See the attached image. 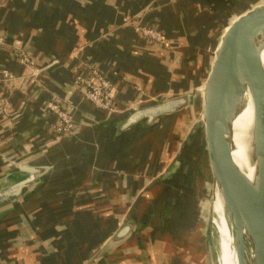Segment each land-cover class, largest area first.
I'll return each instance as SVG.
<instances>
[{
  "label": "crops",
  "instance_id": "0c3cea01",
  "mask_svg": "<svg viewBox=\"0 0 264 264\" xmlns=\"http://www.w3.org/2000/svg\"><path fill=\"white\" fill-rule=\"evenodd\" d=\"M252 3L0 0V29L8 43L0 49V94L9 99L8 113L0 102V176L8 170L2 155L52 167L28 207L12 212L1 225L0 264H97L100 249L168 165L153 151L124 161L130 148L95 130L110 114L84 99L77 78L87 75L89 67L98 68L113 85L118 111L196 89L194 82L208 69L210 53L227 27L264 0ZM142 16L145 25L163 33L166 47L124 24ZM17 43L34 58L35 76L15 53ZM179 59L182 64L175 67ZM5 73L14 78L5 79ZM54 99L72 114L82 140L55 144L58 119L48 111ZM154 162L162 164L161 170L147 174ZM195 217L183 241L162 243L156 237L159 253L152 248L148 253L153 264L195 263L190 248ZM199 253L201 264H208L206 240ZM139 258L130 251L116 255L111 264H141Z\"/></svg>",
  "mask_w": 264,
  "mask_h": 264
},
{
  "label": "water",
  "instance_id": "95a60500",
  "mask_svg": "<svg viewBox=\"0 0 264 264\" xmlns=\"http://www.w3.org/2000/svg\"><path fill=\"white\" fill-rule=\"evenodd\" d=\"M263 53L264 3L245 11L227 27L199 88L160 95L124 111L109 113L110 118L95 128L105 132L112 142L130 148L124 161L142 158L151 151L157 159H168L174 137L182 136L181 144L171 151L173 157L168 165H163V171L137 199L134 211L95 256L97 264H111L116 255L130 251L140 256L141 264H153L148 253L151 248L159 253L156 237L162 243L186 238L195 224L196 202L185 183L201 174L204 151L210 165L213 209L220 196L233 235L236 263L264 264ZM181 64L179 59L175 67ZM247 96L253 104L249 135L254 165L251 176L233 156L237 146L235 122ZM61 139L82 140L83 136L77 128L74 134L55 140V144ZM2 159L8 170L0 176V230L12 212L28 207V201L44 186L52 171L50 166L5 155ZM206 246L208 264H216L211 240Z\"/></svg>",
  "mask_w": 264,
  "mask_h": 264
},
{
  "label": "rangeland",
  "instance_id": "374dc122",
  "mask_svg": "<svg viewBox=\"0 0 264 264\" xmlns=\"http://www.w3.org/2000/svg\"><path fill=\"white\" fill-rule=\"evenodd\" d=\"M252 4H256L259 2V0H252ZM251 4V3H250ZM251 6V5H250ZM143 17H135L137 18L135 21H124V24H131L135 32L139 33L140 36L146 38L148 41H150L153 44L160 45V46H165L167 45V40L165 39V36L163 33L159 30H156L153 27H150L148 25H145L143 23ZM127 20V19H126ZM150 29V30H156L157 33L162 37V40H154L151 36H146L145 33L143 32L142 29ZM166 47V46H165ZM212 55L213 59V53H210ZM212 62V61H211ZM211 62L209 65L208 62V69L206 70L207 66L205 69L201 72L204 73V75L201 73L200 77L196 78L197 80L194 83L195 88H199L203 82L205 81V78L208 75V72L210 70ZM201 80V81H200ZM200 118V117H199ZM181 127V125H180ZM178 131V130H176ZM180 134H177L173 141L171 142V145L169 146L170 150L172 151L174 149V146L176 144H181L182 136ZM169 151L168 155V161L170 158L173 157V153ZM206 151H204V161H203V166H202V171L201 174L199 175H193L191 178L188 179L187 183H185L186 189H190L193 191L194 196H195V204H196V214H197V226L194 229L191 237V249L193 251L192 257L195 255L196 258H193L194 264H201V254L199 253V249L202 250L203 252V246H204V241L207 239L211 240L212 246L214 247V257L217 260L216 264H220V242H219V234L217 231V228L214 224V219H215V213L213 209V194H212V189H211V174L209 170V165L207 162V156H206ZM162 166L161 164L157 165L155 162L152 164L150 170H148L147 174H156L161 170ZM189 184V185H188ZM206 241V243H207ZM156 264H160V262H157ZM193 264V263H192Z\"/></svg>",
  "mask_w": 264,
  "mask_h": 264
},
{
  "label": "built area",
  "instance_id": "2783aa9c",
  "mask_svg": "<svg viewBox=\"0 0 264 264\" xmlns=\"http://www.w3.org/2000/svg\"><path fill=\"white\" fill-rule=\"evenodd\" d=\"M146 36H151L154 40H162V37L156 30L147 28L142 29ZM8 46L6 38L0 29V49ZM15 53L23 63L31 71L32 75L37 74V66L34 58L27 53L25 46L22 43H17L13 46ZM5 79L14 78L12 75L5 73ZM77 84L83 90L84 99L100 110L114 113L118 111L115 105V91L112 83L98 68L89 67L88 74L77 78ZM0 102L5 112L9 111L8 94H0ZM48 111L56 115L58 124L56 127V140L60 137L69 136L76 132L77 126L75 124L72 114L65 108L59 105V101L52 100L48 104Z\"/></svg>",
  "mask_w": 264,
  "mask_h": 264
},
{
  "label": "bare ground",
  "instance_id": "6f19581e",
  "mask_svg": "<svg viewBox=\"0 0 264 264\" xmlns=\"http://www.w3.org/2000/svg\"><path fill=\"white\" fill-rule=\"evenodd\" d=\"M264 61V53H263ZM253 119V104L250 98L247 96V101L245 102V107L238 115L235 122L236 131V150L233 153L236 163L245 170L249 176L254 171V165L250 159L249 153V135L250 128L252 126ZM207 154V152H206ZM207 161L208 154H207ZM210 170V165H209ZM214 213L215 219L214 224L217 228L220 241V264H237L233 248V235L231 233V228L228 223L226 212L224 208L223 201L220 196L217 197L214 203Z\"/></svg>",
  "mask_w": 264,
  "mask_h": 264
}]
</instances>
